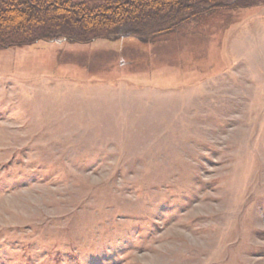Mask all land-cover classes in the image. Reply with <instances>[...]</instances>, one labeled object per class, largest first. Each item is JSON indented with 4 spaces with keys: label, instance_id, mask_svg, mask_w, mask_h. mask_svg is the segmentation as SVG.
Masks as SVG:
<instances>
[{
    "label": "rangeland",
    "instance_id": "rangeland-1",
    "mask_svg": "<svg viewBox=\"0 0 264 264\" xmlns=\"http://www.w3.org/2000/svg\"><path fill=\"white\" fill-rule=\"evenodd\" d=\"M0 264H264V5L0 47Z\"/></svg>",
    "mask_w": 264,
    "mask_h": 264
},
{
    "label": "trees",
    "instance_id": "trees-1",
    "mask_svg": "<svg viewBox=\"0 0 264 264\" xmlns=\"http://www.w3.org/2000/svg\"><path fill=\"white\" fill-rule=\"evenodd\" d=\"M264 0H0V47L148 38L219 9Z\"/></svg>",
    "mask_w": 264,
    "mask_h": 264
}]
</instances>
